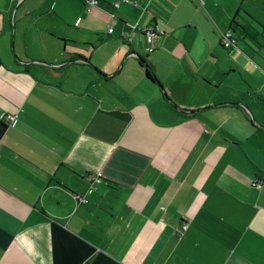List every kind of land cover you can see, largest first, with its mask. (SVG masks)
Returning a JSON list of instances; mask_svg holds the SVG:
<instances>
[{
	"label": "crops",
	"instance_id": "obj_1",
	"mask_svg": "<svg viewBox=\"0 0 264 264\" xmlns=\"http://www.w3.org/2000/svg\"><path fill=\"white\" fill-rule=\"evenodd\" d=\"M130 1L0 0V264H264V0Z\"/></svg>",
	"mask_w": 264,
	"mask_h": 264
},
{
	"label": "built area",
	"instance_id": "obj_2",
	"mask_svg": "<svg viewBox=\"0 0 264 264\" xmlns=\"http://www.w3.org/2000/svg\"><path fill=\"white\" fill-rule=\"evenodd\" d=\"M87 1V10L90 11L91 8L97 6V0H86ZM127 4L135 5L130 0H125ZM203 3V0H200ZM119 3H116L118 6ZM139 29L145 36L146 39V51L147 53H152L155 50L154 41L157 36L163 35V30L156 24H147L143 26L135 27V30ZM109 33H112L113 30L109 29ZM222 46L225 49H230L231 47H236L238 44V37L235 35L233 29H229L228 31L222 34L221 39ZM3 120L7 123L8 126H15L17 122L16 114H9L3 117ZM88 179L91 182V190H94L95 186L100 185L104 182L103 174L100 172L90 173L88 175ZM254 188L258 190H262L264 188V178H256L253 182Z\"/></svg>",
	"mask_w": 264,
	"mask_h": 264
},
{
	"label": "trees",
	"instance_id": "obj_3",
	"mask_svg": "<svg viewBox=\"0 0 264 264\" xmlns=\"http://www.w3.org/2000/svg\"><path fill=\"white\" fill-rule=\"evenodd\" d=\"M76 58L80 59L81 61L89 64V65H92L90 61L84 59L82 56L80 55H77ZM72 62H74V60L72 59ZM146 77L148 78V80H150L151 82H155L157 83V80H156V77L155 75L151 72L150 68H146Z\"/></svg>",
	"mask_w": 264,
	"mask_h": 264
},
{
	"label": "bare ground",
	"instance_id": "obj_4",
	"mask_svg": "<svg viewBox=\"0 0 264 264\" xmlns=\"http://www.w3.org/2000/svg\"><path fill=\"white\" fill-rule=\"evenodd\" d=\"M109 29H112L113 30V28L112 27H110ZM109 29H108V31H109ZM109 33V32H108ZM113 33V32H112ZM112 33H109V34H112Z\"/></svg>",
	"mask_w": 264,
	"mask_h": 264
},
{
	"label": "water",
	"instance_id": "obj_5",
	"mask_svg": "<svg viewBox=\"0 0 264 264\" xmlns=\"http://www.w3.org/2000/svg\"><path fill=\"white\" fill-rule=\"evenodd\" d=\"M190 113H192V112H190Z\"/></svg>",
	"mask_w": 264,
	"mask_h": 264
}]
</instances>
